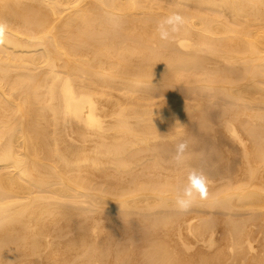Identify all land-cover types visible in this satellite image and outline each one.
<instances>
[{"label":"bare ground","instance_id":"obj_1","mask_svg":"<svg viewBox=\"0 0 264 264\" xmlns=\"http://www.w3.org/2000/svg\"><path fill=\"white\" fill-rule=\"evenodd\" d=\"M0 264H264V0H0Z\"/></svg>","mask_w":264,"mask_h":264},{"label":"clouds","instance_id":"obj_2","mask_svg":"<svg viewBox=\"0 0 264 264\" xmlns=\"http://www.w3.org/2000/svg\"><path fill=\"white\" fill-rule=\"evenodd\" d=\"M185 18L179 13H172L166 17L157 27L158 38L167 42L171 34L178 31L179 27L185 24ZM191 146L187 139H181L175 144V151L172 159L178 164L184 163L186 155L190 152ZM208 177L202 168L192 167L188 169L185 182L178 189L175 197V205L178 211L188 212L197 205L200 200L207 196Z\"/></svg>","mask_w":264,"mask_h":264},{"label":"rangeland","instance_id":"obj_3","mask_svg":"<svg viewBox=\"0 0 264 264\" xmlns=\"http://www.w3.org/2000/svg\"><path fill=\"white\" fill-rule=\"evenodd\" d=\"M227 147H228V148H231V147H229V145H227ZM233 154H234V157H233L232 159H234L235 156L238 155V154H236V153H233ZM235 154H236V155H235ZM236 158H238V156H237ZM236 158H235L234 160H236ZM234 160H232V161L234 162ZM232 161H231V162H232ZM233 162H232V163H233Z\"/></svg>","mask_w":264,"mask_h":264}]
</instances>
